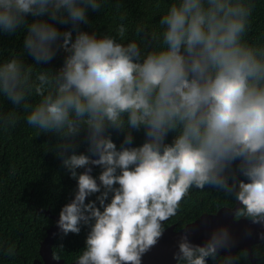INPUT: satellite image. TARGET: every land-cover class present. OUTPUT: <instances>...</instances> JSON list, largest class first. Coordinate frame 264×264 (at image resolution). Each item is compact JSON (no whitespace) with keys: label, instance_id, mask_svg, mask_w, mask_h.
<instances>
[{"label":"clouds","instance_id":"obj_1","mask_svg":"<svg viewBox=\"0 0 264 264\" xmlns=\"http://www.w3.org/2000/svg\"><path fill=\"white\" fill-rule=\"evenodd\" d=\"M106 7L120 22L101 32L90 12ZM122 7L0 0V37L24 34L19 53L0 55V131L23 120L56 137L54 152L76 181L56 225L64 236L87 228L74 264H143L193 189L223 193L252 237L264 229V40L249 36L255 0H154L157 22L131 30ZM194 224L178 232L177 264H237L229 226L195 244ZM4 251L12 257L15 246Z\"/></svg>","mask_w":264,"mask_h":264},{"label":"trees","instance_id":"obj_2","mask_svg":"<svg viewBox=\"0 0 264 264\" xmlns=\"http://www.w3.org/2000/svg\"><path fill=\"white\" fill-rule=\"evenodd\" d=\"M168 2L161 0V6L164 7ZM122 3V12L127 17L124 23L130 30L138 22L154 25L159 19L154 0H122ZM255 3L249 36L253 40L258 37L264 40V0H255ZM116 16L110 7L101 13L90 12V19L101 32L115 28L120 22ZM23 35L18 33L11 37H0V55L6 57L19 53ZM61 62L62 57L58 56L50 66H59ZM113 138L119 145L122 137ZM142 139L143 136L138 134L136 143L139 144ZM55 143L56 137L44 134L38 136L37 131L23 120L15 129L0 131V264H32L35 259H40V242L45 238L47 229L54 224L44 212L58 215L61 207L73 197L76 181L70 178L55 154ZM79 150L84 151L85 145L81 144ZM13 167L15 175L11 174ZM100 171L99 167L94 166L92 175L98 176ZM92 199L95 197H89V200ZM233 206L234 203L221 192L193 189L178 215L166 222L165 228L174 226V231L179 230L202 213H215L221 207ZM86 233L85 227L79 235L58 234L52 244V253H56L66 263L74 261L77 252L84 247ZM9 245L15 246V255L12 257L4 251ZM252 254L256 257L255 264H264V241L252 244ZM233 256L237 264H253L245 249L238 248ZM209 264L213 262L210 260Z\"/></svg>","mask_w":264,"mask_h":264},{"label":"water","instance_id":"obj_3","mask_svg":"<svg viewBox=\"0 0 264 264\" xmlns=\"http://www.w3.org/2000/svg\"><path fill=\"white\" fill-rule=\"evenodd\" d=\"M225 208L226 207H221L215 213H202L198 218L187 223L183 227H187L189 224L195 223L190 226L189 229L193 233L190 239L195 244H203L213 228L221 225L229 226L238 240L236 247L231 250V255H234V252L238 248L245 249L248 253L249 259L253 264H255L256 257L252 254V244L264 241L260 240L257 235L258 232L264 231V229L254 227L253 236L250 238L244 237L243 234L248 227L247 221H234L231 211L226 210ZM44 214L51 218L54 221V224L47 229L45 238L40 242V259H35L32 264H74L75 260L66 263L62 258H60V261H55L53 259L52 244L54 242V238L61 233L56 225V222L59 219V214L51 215L49 211H45ZM203 215L205 216L199 221ZM181 229L174 231V226L166 228L165 234L158 246L143 258V264H177L172 257L173 253L176 251V242L179 239L178 232ZM221 254L229 255L226 251L221 252Z\"/></svg>","mask_w":264,"mask_h":264}]
</instances>
